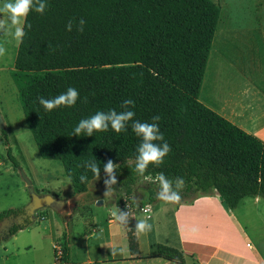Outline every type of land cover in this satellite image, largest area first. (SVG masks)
<instances>
[{
  "label": "trees",
  "instance_id": "1",
  "mask_svg": "<svg viewBox=\"0 0 264 264\" xmlns=\"http://www.w3.org/2000/svg\"><path fill=\"white\" fill-rule=\"evenodd\" d=\"M44 13L34 9L24 24L26 35L18 44L11 80L17 91L24 122L43 159L58 161L74 194L85 193L95 178L85 167L95 161L119 165L117 184L111 186L115 205L133 204V186L147 183L148 203L160 201L156 177L172 181L185 204L199 195L216 193L230 210L245 198L264 200V142L246 133L199 101L209 53L220 17L211 0H42ZM85 24L78 30L79 21ZM72 23V30L66 27ZM30 24L31 28L27 25ZM74 88V106L51 111L39 98L52 99ZM134 105L123 108L125 100ZM130 110L134 121L156 123L170 152L164 162L150 164L143 175L135 170L142 142L128 122L127 131H94L92 136L74 130L82 119L98 111ZM159 116L158 121L153 117ZM4 145L8 138L4 130ZM14 168L18 165L7 147ZM86 175L87 182L80 176ZM177 178L183 186L176 189ZM22 209L0 212V220ZM22 227L14 228L13 237ZM131 256L138 255L134 230L126 232ZM65 239L60 258L70 264ZM56 257V256H55ZM184 264L178 251L157 246V256Z\"/></svg>",
  "mask_w": 264,
  "mask_h": 264
},
{
  "label": "rangeland",
  "instance_id": "2",
  "mask_svg": "<svg viewBox=\"0 0 264 264\" xmlns=\"http://www.w3.org/2000/svg\"><path fill=\"white\" fill-rule=\"evenodd\" d=\"M211 1L220 7V17L199 101L210 105V99L214 98L239 100L240 95L252 92L247 87L255 82L259 89L253 91L254 97L264 102V82L256 80L260 75L255 73L257 58L264 57V0ZM4 2L0 0V7ZM5 15L0 13V19ZM216 42L217 51L214 50ZM18 44L14 35L0 33V46L6 49L5 55L0 56V115L11 155L18 165L14 168L9 160L8 146L4 145L0 130V211L21 209L30 201L20 171L30 180L36 194L49 195L58 203L37 211L33 224L0 241V264H63L56 252H62L65 239L71 250L70 264H95L101 255V237L108 230L110 213L107 212H123V207L130 204L115 205V193L110 191L105 195L107 189L102 186L101 178L91 181L85 193L74 194L61 164L40 157L11 80ZM262 63L264 67V60ZM151 181L148 177L136 182L133 203L142 205L148 200L146 185ZM137 210L138 206H134L132 214L141 218ZM95 226L98 231L93 232ZM122 228L115 221L111 229L118 233ZM89 236L92 237L86 242Z\"/></svg>",
  "mask_w": 264,
  "mask_h": 264
},
{
  "label": "crops",
  "instance_id": "3",
  "mask_svg": "<svg viewBox=\"0 0 264 264\" xmlns=\"http://www.w3.org/2000/svg\"><path fill=\"white\" fill-rule=\"evenodd\" d=\"M214 50L217 51V42ZM257 59L255 73L260 77L256 80L264 82V57ZM247 88L252 92L240 95L239 100L214 98L205 106L264 142V102L256 99L253 93L259 89L258 83H251ZM147 203H133L132 208ZM149 204V213L137 210L141 218L131 211L128 224L118 233L111 229L115 221L111 211L107 212L110 213L108 230L101 237V255L95 264H179L156 257L157 246L178 251L184 264H264V200L245 198L235 210H230L216 193L196 196L185 204L161 200ZM141 219H148L152 229L138 235L135 225ZM96 230L97 226L93 232ZM128 230H134L137 237L139 253L135 257L128 250ZM91 237H87L86 242ZM113 247L117 249L115 255Z\"/></svg>",
  "mask_w": 264,
  "mask_h": 264
},
{
  "label": "clouds",
  "instance_id": "4",
  "mask_svg": "<svg viewBox=\"0 0 264 264\" xmlns=\"http://www.w3.org/2000/svg\"><path fill=\"white\" fill-rule=\"evenodd\" d=\"M47 4L42 2V0H6L0 7V13H6L3 19H0V33L2 35L12 34L15 40L20 43L23 41V37L26 35L24 21L31 10H35L38 13H44ZM85 21L81 19L79 21L78 30L83 31V26ZM31 28V25H27ZM69 31L72 30V23L66 26ZM14 29V33L12 32ZM6 49L0 46V56H4ZM79 93L74 88H69L65 93H62L55 98L45 99L43 97L39 98V102L43 107L51 111L60 106L71 107L74 106ZM129 105H134V101L131 99L125 100L122 104L123 108H127ZM135 113L130 110L117 112L115 110H110L105 113L103 111H98L95 115L87 119H82L78 126L74 130V135L79 136L82 132H86L87 136H92L94 131H107L109 127L117 133L122 131H127L128 122L132 121V129L138 137H141L142 142L137 148L138 155L135 159V170L138 174L143 175L150 164L156 166L161 165L164 162V157L170 152V146L167 142L163 144H157L155 141H163V133L160 132L159 126L156 123H147L134 121L133 117ZM154 121L159 120V116L153 117ZM85 167L89 168L95 178L98 180L100 178L101 168L97 165L95 161L87 162ZM119 165H116L112 160H108L103 166V171L107 176L104 180L107 191V195L113 189L111 186L117 184L116 171ZM81 182H87V176H80ZM160 185V191L158 193V199L164 201L165 203H179L181 196L178 191L173 189L172 181L168 180L163 173L156 177ZM176 189L183 186V179L177 178ZM144 213H149L151 211V205H148L142 209ZM114 221L118 222L120 225H127L129 220V213L122 212L120 210L113 211L111 213ZM150 219V217L148 218ZM148 219L138 220L135 229L136 233L145 234L150 232L152 225L148 223ZM117 249L113 247L112 254H116Z\"/></svg>",
  "mask_w": 264,
  "mask_h": 264
},
{
  "label": "water",
  "instance_id": "5",
  "mask_svg": "<svg viewBox=\"0 0 264 264\" xmlns=\"http://www.w3.org/2000/svg\"><path fill=\"white\" fill-rule=\"evenodd\" d=\"M4 127V123L3 120L1 118L0 115V130H2ZM20 176L22 178V180L24 181V183L26 184V187L28 189V194L30 197V201L27 203V205L23 208H21V216H19L16 224L17 225H22L23 223V219L27 220V223L23 226H21L22 228H26L27 226H30L31 224H33L35 222V213L41 209H45V208H52L55 204H57L58 202L55 201L51 196L49 195H38L34 192L31 182L30 180L25 176V174L20 171ZM101 203L98 202V205H100ZM5 225H9L10 226V222L9 220H6L3 222V224H1V226H5ZM8 236H10V231L7 230ZM3 239L0 238V241H2Z\"/></svg>",
  "mask_w": 264,
  "mask_h": 264
},
{
  "label": "flooded vegetation",
  "instance_id": "6",
  "mask_svg": "<svg viewBox=\"0 0 264 264\" xmlns=\"http://www.w3.org/2000/svg\"><path fill=\"white\" fill-rule=\"evenodd\" d=\"M21 212H17V213H13V214H9L5 217H3L0 220V238L5 239L8 236L7 230L11 231L16 228V227H21L23 225H25L27 223L26 219H23V223L22 225H17L16 222L19 218V216H21ZM9 220L10 222V226L9 225H5V226H1V224H3L4 221Z\"/></svg>",
  "mask_w": 264,
  "mask_h": 264
},
{
  "label": "built area",
  "instance_id": "7",
  "mask_svg": "<svg viewBox=\"0 0 264 264\" xmlns=\"http://www.w3.org/2000/svg\"><path fill=\"white\" fill-rule=\"evenodd\" d=\"M148 205H150V204L147 203L145 206H139V207H138V210H139L140 212L144 213V212L142 211V209H143L144 207L148 206ZM131 211H132V206H130V205L126 204V205L123 207V212H128V213L130 214ZM144 214H147V213H144ZM57 250H58V249H57ZM56 255H61V252L57 251V252H56Z\"/></svg>",
  "mask_w": 264,
  "mask_h": 264
}]
</instances>
